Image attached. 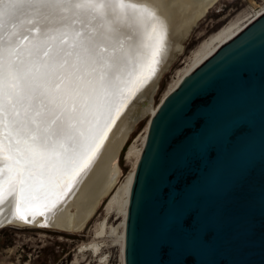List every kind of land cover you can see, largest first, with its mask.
<instances>
[{
  "label": "water",
  "instance_id": "water-1",
  "mask_svg": "<svg viewBox=\"0 0 264 264\" xmlns=\"http://www.w3.org/2000/svg\"><path fill=\"white\" fill-rule=\"evenodd\" d=\"M144 1L125 3L154 19L114 37L136 66L119 116L147 84L140 82L133 93L161 45L158 12ZM20 31L0 29V43ZM36 38L33 33L24 44ZM148 53H154L150 60ZM165 66L152 76L154 91ZM15 176L16 204L26 219L31 205L43 204L37 214L51 211L47 202L71 178L43 193L34 181L22 201L21 177ZM124 263L264 264V12L186 75L153 113L129 196Z\"/></svg>",
  "mask_w": 264,
  "mask_h": 264
},
{
  "label": "snow or ice",
  "instance_id": "snow-or-ice-1",
  "mask_svg": "<svg viewBox=\"0 0 264 264\" xmlns=\"http://www.w3.org/2000/svg\"><path fill=\"white\" fill-rule=\"evenodd\" d=\"M153 19L125 0H0V29H24L0 43V189L19 175L23 201L88 159L136 70L114 37Z\"/></svg>",
  "mask_w": 264,
  "mask_h": 264
},
{
  "label": "bare ground",
  "instance_id": "bare-ground-1",
  "mask_svg": "<svg viewBox=\"0 0 264 264\" xmlns=\"http://www.w3.org/2000/svg\"><path fill=\"white\" fill-rule=\"evenodd\" d=\"M218 1L219 0L144 1V3L149 4L157 10L162 23H160L162 28L159 29L161 45H159L156 57L151 63V66L141 75L139 80L135 82L133 88L137 86L133 93L137 90L140 82L146 83L148 81L147 84L143 90L137 94L134 102L121 116H119L120 114L114 116L113 123L108 127L97 147L89 155L88 159H86L85 164L70 175L72 180L66 177L67 183H65L60 190L61 194L47 202V207H50L51 211L49 210V212L37 214L44 209L43 204L37 206L31 205L28 207L30 210L28 212L29 217L27 219L22 217L20 214L21 211L16 204L19 178L15 176L11 178L14 179V181L11 180L6 182L0 191V225H48L58 230L81 231L89 218L96 211L102 198L116 189L112 194L110 204H119V209L123 214V231L119 236L118 228L112 229V232L122 239V250L124 252L126 216L135 169L127 176V179L117 187L118 175L120 173L118 155L133 129V120L149 110L152 111V113L156 110V108H152L151 102V97L154 92L152 76L163 64H166V68L176 55L184 50V42L190 35L194 25ZM262 12H264V6L258 11L254 9L244 10L205 38L192 51L186 65L178 70L179 77L169 92L175 89L186 75L199 66L221 44L235 36ZM125 106L126 104L123 106V109ZM111 127L114 128L111 130L106 140L105 138ZM146 136L147 134L143 138V145ZM104 140H106V142L103 150L95 155L97 149L102 145ZM143 145L138 147L134 143L131 144L127 151L128 156L135 155L138 161ZM81 170L82 172H80ZM37 201L38 200H36V203H39ZM72 208L75 209L72 210ZM104 232L105 221L102 223L98 234L102 235ZM89 246L93 247L96 252L99 249V243L97 242H92ZM83 247H86V245Z\"/></svg>",
  "mask_w": 264,
  "mask_h": 264
},
{
  "label": "rangeland",
  "instance_id": "rangeland-1",
  "mask_svg": "<svg viewBox=\"0 0 264 264\" xmlns=\"http://www.w3.org/2000/svg\"><path fill=\"white\" fill-rule=\"evenodd\" d=\"M263 6L264 0H219L211 7L194 25L184 42V50L163 70L151 97L152 108H158L178 79V70L186 65L192 51L205 38L238 13L249 9L258 11ZM152 115L149 110L135 123L118 155L120 173L117 187L136 168V156H128L127 151L133 143L138 147L143 145ZM115 190L102 198L81 231H64L42 225L0 228V264H125L123 242L118 237L123 231V214L119 204H110ZM104 221L105 232L100 235L98 231ZM114 228H118V236L112 232ZM92 242L99 243L97 252L89 246Z\"/></svg>",
  "mask_w": 264,
  "mask_h": 264
}]
</instances>
